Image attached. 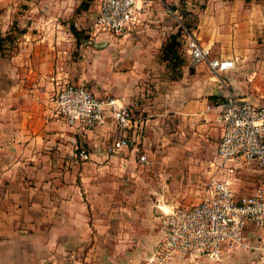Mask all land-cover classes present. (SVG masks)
Instances as JSON below:
<instances>
[{
  "label": "crops",
  "instance_id": "1",
  "mask_svg": "<svg viewBox=\"0 0 264 264\" xmlns=\"http://www.w3.org/2000/svg\"><path fill=\"white\" fill-rule=\"evenodd\" d=\"M10 1L24 0L0 4ZM32 1L19 9L18 50L0 52V264H137L161 240L150 231L151 193L186 208L207 197L212 178H230L239 196L264 188V173L240 159L225 169L194 162L197 137L221 141L218 111L208 107L233 92L229 81L242 98L264 103V0H157L139 11L127 37L100 33L91 46L85 40L101 0ZM170 9L214 56L236 59L237 72L217 79L190 57L172 71L160 55L178 29ZM67 83L132 107L128 150L111 152V120L82 131L55 113L52 100ZM78 148L91 160H78ZM144 155L149 165L139 161ZM129 184L139 191L127 192ZM246 242L237 264H264V228L249 224Z\"/></svg>",
  "mask_w": 264,
  "mask_h": 264
},
{
  "label": "built area",
  "instance_id": "2",
  "mask_svg": "<svg viewBox=\"0 0 264 264\" xmlns=\"http://www.w3.org/2000/svg\"><path fill=\"white\" fill-rule=\"evenodd\" d=\"M155 1L101 0L94 34L85 40V44L91 46L100 33H108L115 39L127 37L138 24L139 11ZM169 14L177 24V31L182 32L181 53L185 58L190 57L193 65L206 66L217 79L237 71L236 59L214 56L211 48L201 45L181 11L170 9ZM52 101L55 113L72 129L90 131L111 120L118 135L111 152L130 148L133 110L123 99H100L84 85L67 83ZM208 110L218 111L222 135L217 156L221 165L227 166L240 159L245 165L256 166L264 173V103L256 105L230 92L225 101L208 107ZM76 158L81 162L91 160L83 148L77 149ZM139 161L150 164L145 155ZM161 211L162 237L147 264H171L175 259L190 263L202 259L223 262L226 256L250 250L246 242L249 224L264 228V188L239 196L230 178H212L207 197L202 202L186 208L171 206L167 211L161 208ZM263 247L264 242L260 249Z\"/></svg>",
  "mask_w": 264,
  "mask_h": 264
},
{
  "label": "rangeland",
  "instance_id": "3",
  "mask_svg": "<svg viewBox=\"0 0 264 264\" xmlns=\"http://www.w3.org/2000/svg\"><path fill=\"white\" fill-rule=\"evenodd\" d=\"M29 2L35 3L36 1H32V0L31 1L30 0H24L21 2L10 1L9 6L4 7V8L0 4V32L3 35V38L10 36V40H12L6 45V51H8L7 54L12 55L14 52H16L18 50L17 43H18L20 36H22V34H20V31H23V29L21 27H22V24H24V23H22V24H19V23L22 21H25V20H20L18 18L20 16L19 14L23 13V11L20 12L19 9L27 10L30 7L27 4ZM38 2L39 3L40 2L45 3L46 1L45 0H38ZM51 3H52V1H49V3L47 5L50 6ZM15 4H17V6ZM12 8H16V11L14 12L13 10H11ZM31 21H33V20H31ZM72 25H74V27L76 28L75 24H72ZM236 72L237 71H235V73ZM229 82H231V84H230L231 88L235 87L236 89H238V86H236L237 83L236 84L233 83L232 80ZM196 143L198 144L199 148L197 150H194L196 155H197L196 156L197 159H196V161H194L195 163H197L198 165H201V163L204 161L209 162V163L211 162L212 164H214V167H217L219 169H225V166L221 165V161L219 160V158L217 156V147L219 144V138L217 136L206 137V138L197 137ZM188 179H189L188 176H186L184 179V182H182V187L184 185H186V183L188 182ZM192 180H194V179H192ZM251 186H252L251 184H247V185H245V188L251 189ZM207 187H208V185H206L204 187L205 190ZM188 188L193 189V188H191L190 183H188ZM128 190H130V191L132 190L133 192L139 191L138 189H136V187H133V184H131L129 187L127 186V192H128ZM205 193L206 192H204V194ZM151 194L153 195L152 199H153L154 203L152 204V209H151V218L150 219L153 221V223L150 226L151 227L150 231H152L154 229L157 233H160L161 237H162L161 228H160V219H159V217L162 213L161 208L167 211L171 206H177V204L172 203L171 201H167L166 199H162V201H160V196H159L160 193H158V194L151 193ZM184 194H187V196H191V194L197 195V193H193L192 190H186V189L184 190ZM133 205H136V202H134ZM131 212H132L133 216L135 215L136 212H138V214H140L139 209H137L136 207H132ZM239 257L240 256H238V255L226 256L223 262H215V261H211L208 259H202L200 261L190 263V264H237L236 261H238ZM147 258L148 257H146V258L144 257L141 260V262H139L137 264H147V261H148ZM239 261H242V260L239 259ZM254 262H256V261H254V260L249 261V262L246 261V262H244V264H253Z\"/></svg>",
  "mask_w": 264,
  "mask_h": 264
},
{
  "label": "trees",
  "instance_id": "4",
  "mask_svg": "<svg viewBox=\"0 0 264 264\" xmlns=\"http://www.w3.org/2000/svg\"><path fill=\"white\" fill-rule=\"evenodd\" d=\"M188 27L191 29V25L188 24ZM73 31L75 32L76 36H80L79 32L75 30L73 27ZM25 31H20V34H24ZM182 37V32L177 31L176 34H173L169 37L168 41L166 44L163 46L161 49V57L162 60L166 63H168L169 67L172 69L174 72H178V69H181L184 64H185V57L181 53V39ZM12 40H10V36H7L6 38H3V35L0 32V52L4 53L6 51V45ZM178 77L180 74H177ZM224 101V100H223ZM222 101V102H223Z\"/></svg>",
  "mask_w": 264,
  "mask_h": 264
},
{
  "label": "water",
  "instance_id": "5",
  "mask_svg": "<svg viewBox=\"0 0 264 264\" xmlns=\"http://www.w3.org/2000/svg\"><path fill=\"white\" fill-rule=\"evenodd\" d=\"M233 93L236 97H241L240 90L236 89L235 87H232Z\"/></svg>",
  "mask_w": 264,
  "mask_h": 264
}]
</instances>
